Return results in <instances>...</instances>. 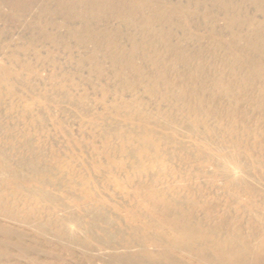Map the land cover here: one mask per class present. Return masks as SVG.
Masks as SVG:
<instances>
[{"label":"rangeland","instance_id":"obj_1","mask_svg":"<svg viewBox=\"0 0 264 264\" xmlns=\"http://www.w3.org/2000/svg\"><path fill=\"white\" fill-rule=\"evenodd\" d=\"M259 263L264 0H0V264Z\"/></svg>","mask_w":264,"mask_h":264},{"label":"bare ground","instance_id":"obj_2","mask_svg":"<svg viewBox=\"0 0 264 264\" xmlns=\"http://www.w3.org/2000/svg\"><path fill=\"white\" fill-rule=\"evenodd\" d=\"M247 255V254H246ZM249 261V260H248ZM248 263V262H247ZM249 263H250V261H249ZM253 263H255V262H253ZM260 264V263H259Z\"/></svg>","mask_w":264,"mask_h":264}]
</instances>
